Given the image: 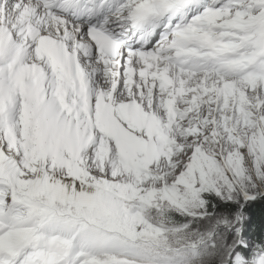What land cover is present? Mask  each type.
Instances as JSON below:
<instances>
[{
  "label": "snow or ice",
  "instance_id": "6c2138e0",
  "mask_svg": "<svg viewBox=\"0 0 264 264\" xmlns=\"http://www.w3.org/2000/svg\"><path fill=\"white\" fill-rule=\"evenodd\" d=\"M264 0H0V264H264Z\"/></svg>",
  "mask_w": 264,
  "mask_h": 264
},
{
  "label": "trees",
  "instance_id": "16d2710c",
  "mask_svg": "<svg viewBox=\"0 0 264 264\" xmlns=\"http://www.w3.org/2000/svg\"><path fill=\"white\" fill-rule=\"evenodd\" d=\"M248 213L252 219V231L258 233L261 224L264 223V206L260 204L253 205Z\"/></svg>",
  "mask_w": 264,
  "mask_h": 264
}]
</instances>
